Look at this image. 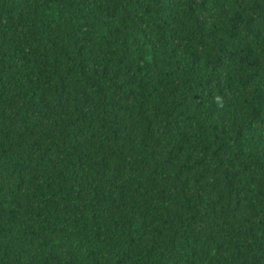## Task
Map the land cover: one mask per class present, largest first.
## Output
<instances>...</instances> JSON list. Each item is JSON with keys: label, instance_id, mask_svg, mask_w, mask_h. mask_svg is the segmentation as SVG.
Wrapping results in <instances>:
<instances>
[{"label": "trees", "instance_id": "16d2710c", "mask_svg": "<svg viewBox=\"0 0 264 264\" xmlns=\"http://www.w3.org/2000/svg\"><path fill=\"white\" fill-rule=\"evenodd\" d=\"M0 264H264V0H0Z\"/></svg>", "mask_w": 264, "mask_h": 264}]
</instances>
